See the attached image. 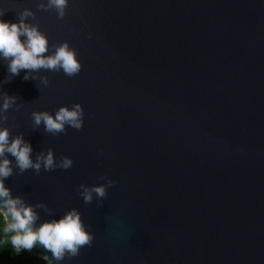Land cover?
Segmentation results:
<instances>
[{
	"label": "water",
	"instance_id": "95a60500",
	"mask_svg": "<svg viewBox=\"0 0 264 264\" xmlns=\"http://www.w3.org/2000/svg\"><path fill=\"white\" fill-rule=\"evenodd\" d=\"M39 3L0 0L2 19L30 8L29 22L50 45L69 41L83 69L41 71L46 87L26 70L3 84L23 105L6 126L33 159L51 147L74 165L5 183L53 210L41 221L82 213L93 245L61 264H264V0H69L63 20ZM8 75L0 60V81ZM77 102L81 131L33 130L32 112ZM101 176L118 183L85 204L77 187Z\"/></svg>",
	"mask_w": 264,
	"mask_h": 264
},
{
	"label": "clouds",
	"instance_id": "9594fccd",
	"mask_svg": "<svg viewBox=\"0 0 264 264\" xmlns=\"http://www.w3.org/2000/svg\"><path fill=\"white\" fill-rule=\"evenodd\" d=\"M68 7L69 0H40L37 10L55 11L57 19L63 20ZM5 14L0 10V60L6 63L9 75L4 81H0V88L19 76L22 70H26L23 77L25 81H39L45 87L50 80L47 75H41V71H62L69 78L80 74L83 64L78 58L77 50L71 47L69 41L50 45L49 37L41 30L39 22H29V18L36 21L35 12L25 8L17 14L18 23L2 19ZM49 52L51 54L46 55ZM18 100L19 97L15 95L0 92V216L7 225L3 231L15 233L12 235V246L17 255L24 250L31 252L35 247H40L45 253L51 254L42 255L46 264H61L66 258L78 257L82 249L92 247L95 233L88 230L90 226L85 224L82 213L76 208L66 211L59 219L41 221V210L47 216H52L53 210L43 202L32 204L23 196L14 197L11 189L6 186L8 178L28 170L39 175L41 170L66 171L74 165L72 157L62 154L57 158L51 147L37 153L33 159V147L25 140L24 133L12 135L11 128L6 126L8 112L14 106L17 111L23 106L17 103ZM31 115L33 130L43 125L45 133L59 136L67 135L69 128L81 131L86 113L83 105L77 102L59 107L55 114L45 110L34 111ZM100 153H103V149H100ZM99 179L105 183L92 186L81 183L77 187L76 191L85 204H91L94 199L102 204L108 197V189L118 183L107 176Z\"/></svg>",
	"mask_w": 264,
	"mask_h": 264
},
{
	"label": "trees",
	"instance_id": "16d2710c",
	"mask_svg": "<svg viewBox=\"0 0 264 264\" xmlns=\"http://www.w3.org/2000/svg\"><path fill=\"white\" fill-rule=\"evenodd\" d=\"M3 217L0 216V264H46L41 257L24 250L17 255L12 246V235L15 233H6L3 228L6 227Z\"/></svg>",
	"mask_w": 264,
	"mask_h": 264
}]
</instances>
